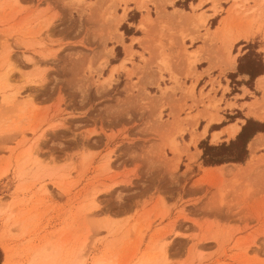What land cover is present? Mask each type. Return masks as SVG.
<instances>
[{"label":"rangeland","instance_id":"1","mask_svg":"<svg viewBox=\"0 0 264 264\" xmlns=\"http://www.w3.org/2000/svg\"><path fill=\"white\" fill-rule=\"evenodd\" d=\"M161 1L0 0V264H264V0Z\"/></svg>","mask_w":264,"mask_h":264},{"label":"trees","instance_id":"2","mask_svg":"<svg viewBox=\"0 0 264 264\" xmlns=\"http://www.w3.org/2000/svg\"><path fill=\"white\" fill-rule=\"evenodd\" d=\"M242 66L240 67V70ZM242 71V70H241ZM246 73V72H244ZM264 66L262 63L259 64V71H257L255 78L263 75ZM247 74L254 77V74L247 72ZM259 133H264V125L258 122L249 120L246 125L242 128L241 133L238 135L236 141L231 142L230 146L223 145L219 148L207 147L204 152V162L208 166H217L223 165L225 163H244L247 160V146L248 144L255 138V136ZM228 148H237L238 151H242L241 153L232 154L230 153L228 156H223L222 154L216 153L220 150H225ZM240 149V150H239ZM210 152H214L211 154Z\"/></svg>","mask_w":264,"mask_h":264},{"label":"bare ground","instance_id":"3","mask_svg":"<svg viewBox=\"0 0 264 264\" xmlns=\"http://www.w3.org/2000/svg\"><path fill=\"white\" fill-rule=\"evenodd\" d=\"M149 22H151V19H150V17L147 16L145 19L142 20V22L140 23V26L142 28L143 27L145 28ZM129 53L131 54V50L129 51ZM198 54H199L198 51H196V53H194L195 59L194 58H193L194 60L191 59L192 62L196 63L198 61V59H199V55ZM234 62H235V60L234 59L232 60L231 58L228 61V63H230V64H234ZM122 65H124V64H122ZM118 69L119 68L115 67L112 70V73H111V75L109 76V78L107 80H110L111 78H113L114 74L118 71ZM33 82H36V81H33ZM259 88L264 91V76H262L259 79ZM250 107H251V115H253L255 118H257L259 120H264V96H263V98L261 99L260 102L255 103L254 105H252ZM213 121L214 120H210V122H213ZM205 133H206V131L204 132V134ZM237 133H238V129H236V128L232 129V131L229 132V138L235 137L237 135ZM218 140H219V135L218 134H215L214 137H213V141L216 143ZM262 146H264V134L263 135H259V137H256L255 140H253L252 142H250L249 149H250L251 153H253V155H254L257 152V150H259ZM162 250H163V248H162ZM161 254H163V253H161Z\"/></svg>","mask_w":264,"mask_h":264},{"label":"crops","instance_id":"4","mask_svg":"<svg viewBox=\"0 0 264 264\" xmlns=\"http://www.w3.org/2000/svg\"><path fill=\"white\" fill-rule=\"evenodd\" d=\"M169 0H162L161 1V4H162V8H165L164 7V5H165V3H167ZM178 2L179 0H171V5L172 4H174L175 2ZM206 1H208V0H199V2L196 4V5H194L193 4V8H198V7H202V5H205V2ZM144 14L145 13H143V16H144ZM172 15H175L177 18H183V19H186L188 16H186V15H188V14H186V13H184V12H178V13H173ZM147 16V15H146ZM145 16V17H146ZM145 17H144V19H145ZM223 18H226V17H223ZM142 22V21H141ZM221 22V21H220ZM223 21L221 22V28L219 29V32L221 31V32H223V30L225 29V27L223 26ZM220 26V25H219ZM252 33V32H251ZM250 32L248 33V34H246L245 36H248V35H250L251 34ZM209 67V66H208ZM207 67V68H208ZM237 71V64H236V59H235V62H234V64H232L231 65V71L230 72H236ZM264 76V75H263ZM262 77V76H261ZM261 77H259V79L261 78ZM205 78V77H204ZM202 79V80H206V79ZM259 79L257 80L258 81V85H259ZM224 120H225V117H222ZM224 120H221L219 123H222V121H224ZM262 121H264V120H262ZM240 120H237V121H235V122H231V123H228L225 127H223L222 129H220V130H217V131H215L214 132V135L215 134H218L219 135V140L222 142L223 140H226L227 142H229L230 140H235L236 139V137H237V135L240 133V131H241V124H240ZM245 122V121H244ZM210 124V123H209ZM210 128V127H209ZM208 128V125H207V128H205V131H206V133H207V129H209ZM234 128H236V129H238V133H237V135L235 136V137H233V138H229V132L230 131H232V129H234ZM205 133V134H206ZM264 133H259V134H257L256 136H255V138L253 139V140H255L256 139V137H259V135H263ZM214 135H213V137H214ZM218 140V141H219ZM252 140V141H253ZM217 141V142H218ZM251 141V142H252ZM250 145V144H249Z\"/></svg>","mask_w":264,"mask_h":264}]
</instances>
